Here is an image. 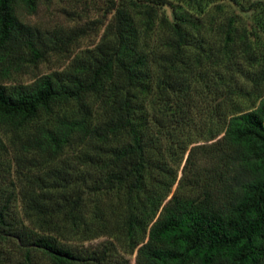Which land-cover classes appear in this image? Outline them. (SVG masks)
I'll return each instance as SVG.
<instances>
[{"label":"trees","instance_id":"trees-1","mask_svg":"<svg viewBox=\"0 0 264 264\" xmlns=\"http://www.w3.org/2000/svg\"><path fill=\"white\" fill-rule=\"evenodd\" d=\"M41 1L0 0V264H264V0Z\"/></svg>","mask_w":264,"mask_h":264},{"label":"rangeland","instance_id":"rangeland-1","mask_svg":"<svg viewBox=\"0 0 264 264\" xmlns=\"http://www.w3.org/2000/svg\"><path fill=\"white\" fill-rule=\"evenodd\" d=\"M64 6V4L62 3ZM27 23L40 26L43 30H51L55 26L70 25V18L60 10V6L54 0H42L38 12L32 16H25ZM46 66H43V70Z\"/></svg>","mask_w":264,"mask_h":264}]
</instances>
